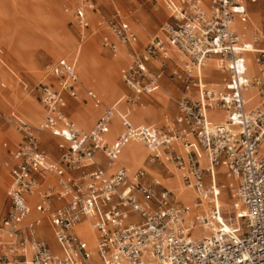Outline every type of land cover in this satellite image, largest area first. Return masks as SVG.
Here are the masks:
<instances>
[{
  "label": "built area",
  "instance_id": "1",
  "mask_svg": "<svg viewBox=\"0 0 264 264\" xmlns=\"http://www.w3.org/2000/svg\"><path fill=\"white\" fill-rule=\"evenodd\" d=\"M159 1L168 21L159 25L139 51L131 48L135 34L126 22L119 18L106 22L113 36L129 47L130 59L120 70V79L133 93L129 101L136 103L140 94L158 88L169 47L196 68L207 57L216 58L225 77L218 86H211L192 75L186 65L174 67L168 76L180 81L182 88L176 100L178 113L170 125L134 126L111 104L89 130H82L61 112L63 94L73 97L76 93L73 64L62 58L48 64L47 75L55 79L56 86L41 84L38 89L45 109L38 126L29 125L13 111L2 115L22 133L23 141L7 167L9 204L0 218V264H95L74 231L82 221H87L95 236L98 264H264V148L259 146L264 140V47L256 46L261 36L255 31L250 40H243L235 31L234 20H246L240 0H210L206 10L200 0ZM87 9L93 10V5L79 0L71 10L80 33L87 27ZM103 45L113 50L107 40ZM249 56L254 67L251 73ZM149 62L156 63L154 69L148 67ZM209 110L220 111L223 120L212 123ZM113 116L121 129L107 143L104 133ZM36 132H48L61 140L59 162L77 175L64 177L60 168L46 161ZM130 141L149 150V164L160 166L163 158L183 169L182 184L194 193L192 207L175 202L169 191L157 190L156 183H143L141 169L131 177L122 168L110 177L99 168L79 172L96 151L111 164ZM192 142L204 156L203 168ZM218 166L236 182L231 197L233 208L237 205L241 210L240 223L228 231L218 227L208 236L189 239L195 225H210L220 214L219 187L214 186L212 173ZM36 176L52 177L56 183L38 191ZM27 197L36 198V213L49 216L57 252L33 238L40 219L28 223L27 234L22 233L20 223L30 212ZM52 199L62 205L50 211Z\"/></svg>",
  "mask_w": 264,
  "mask_h": 264
},
{
  "label": "rangeland",
  "instance_id": "2",
  "mask_svg": "<svg viewBox=\"0 0 264 264\" xmlns=\"http://www.w3.org/2000/svg\"><path fill=\"white\" fill-rule=\"evenodd\" d=\"M79 0H72L70 3L66 2H59L58 6L60 8V12L65 15V19L63 21L64 28L61 29L59 24H56L59 30V33L63 32L67 35L69 39V48L65 50H61L58 57H65L69 60H73V57L77 58V73L80 79L81 86L90 87L94 93L96 94L97 98L103 103L111 101V103L116 100L120 95L126 94L125 103L126 105L133 104L131 98L133 97V93L131 89L126 87L123 82H121L119 77V69L123 64L128 62L130 59L129 51L127 50V46L121 44L118 40H114L116 46L113 47L109 53H107L104 57V53L102 52V46L100 41V36L103 32H107L106 22L111 18H119L121 21L127 22L132 29V31L136 35V39L138 38L140 41L144 40L140 43L136 48V51H139L142 46L148 41V38L151 34L155 33L159 25L163 22L168 21L167 15L162 7V5L156 0H88L89 3L93 5V8L96 12H90L87 10V16L91 22L89 28L85 32V38L83 40V44L78 49L77 44L79 43L80 39L78 38V28L72 19L71 10L74 5ZM74 4L72 6H68ZM47 5L53 6L56 8V0H0V48L2 50V56H0V83L3 84V87L0 86V143L1 141H6L4 135L10 140L11 142H16L18 140V134L10 129L4 131V135L1 133V130L10 127L11 129H15V126L12 123H7L2 115L7 114L9 111L13 110L19 117L27 122L29 125L36 127L38 126L42 114L43 109L41 108V104L38 100V89L40 87L39 82L46 83L49 80L43 78V75L48 68L46 66L50 64L56 57H53L49 53L45 51L43 37L51 39L47 34V26L49 22L55 23V18L51 13H47ZM66 9V11H64ZM41 10H43L41 12ZM162 12V15L160 12ZM261 14V18L259 20H253L251 17V22L254 24H261V21L264 19V10L263 13L259 9L256 8L253 10ZM263 15V16H262ZM156 18H154V17ZM91 17V18H90ZM160 17V18H159ZM131 18V20L129 19ZM158 18V19H157ZM100 21L101 26L100 28L96 29V25ZM140 21V22H139ZM133 22V23H132ZM53 23V24H54ZM138 23V24H134ZM144 26V27H143ZM106 28L105 30H103ZM264 28V23H263ZM96 29V30H95ZM145 29V30H144ZM93 31V32H92ZM96 32V33H95ZM146 32V34L144 33ZM95 33V34H94ZM94 36V47L93 49V42L92 37ZM138 36V37H137ZM145 37V39H144ZM72 41V42H71ZM137 45V42L134 43ZM87 46H91L89 48V61L86 64H83V55L87 54ZM127 51V58L124 50ZM63 52V53H62ZM175 52V51H174ZM178 58H176L177 60ZM121 62V66L119 65L118 69L116 70V66H114L116 61ZM177 62V61H176ZM166 70L161 76V79L165 82L172 83L178 87V91L175 93L174 88L167 83H162L161 89L151 95L150 100L160 102L163 106H167L168 101L172 103L173 106L176 104V100L179 97V91L182 87V83L180 81L171 79L168 76L169 71L174 68L178 67L180 69L183 68L181 64H174L170 60H166L165 62ZM212 68L214 69V63H211ZM33 67V71L31 68ZM36 67V68H35ZM9 70L15 80H12L6 76L8 74L6 71ZM81 72V76L79 71ZM38 73V75H37ZM213 73L217 74V78L208 79L203 78V82L205 83H218L223 78L222 73L217 70ZM86 76H85V75ZM49 77V75H47ZM122 86H120L118 83ZM115 87L118 89L117 95H115L111 99H106L111 91V88ZM11 90L16 92L19 96L20 100L19 103L21 105V109H23L26 103H31L32 105L38 106L39 113L34 121L27 120L24 118L21 113L16 110L14 107L9 106V103L6 99L8 96H12ZM78 98L82 97L84 94L81 92L78 94ZM243 95L247 96L248 93H244ZM110 103V104H111ZM66 106L68 105V101H65ZM82 106V104H80ZM108 104L104 106H108ZM135 105V104H134ZM137 105V104H136ZM154 107L158 110L157 117L150 121V124H153L156 127L162 125L165 118H172L175 114V111H169L168 108H164L161 104L154 103ZM138 106H134L131 109V116H133V112L137 111H147V109L153 112L154 116V109L152 104L149 101H145L142 108H137ZM66 108V107H65ZM102 107L98 109H93V103L89 102L86 108V113L94 114V111L98 113ZM134 112V114H135ZM71 118L74 120L76 125L82 129H87V125L85 120L82 116L78 113H73ZM75 118L78 119L76 122ZM133 118V117H132ZM114 120V119H113ZM94 123V121H93ZM92 123V124H93ZM91 124V126H92ZM90 126V127H91ZM89 127V128H90ZM13 129V130H14ZM16 130V129H15ZM112 130V131H111ZM114 127H110L107 132L108 136L111 137L114 133ZM11 134L12 137H8ZM38 132H36V135ZM38 146L40 149H43L44 152L47 153V150L42 145H48L46 142L45 134H38ZM42 145H40V142ZM55 141H58L55 139ZM0 148L2 149L1 145ZM124 148L123 150H125ZM55 156L58 157V149H55ZM123 155V151L121 154L115 159V165L125 166L128 168L129 163L124 164L120 161L121 156ZM1 157L4 158V150L2 149ZM4 161H0V175L3 177L4 184L0 187V218L3 216L5 211L8 208V201L5 197V191L8 186V177H7V168H4L3 163ZM105 167V165H103ZM155 169L157 171V175H151L150 170ZM161 168V169H159ZM171 168V167H170ZM136 169H143L147 171L149 176L157 181L163 187H166L170 191H172V199L175 202L176 199V188L182 186V181L178 182L176 186H172L171 179L167 180L165 178L170 177L169 170L164 169L163 167L157 165L156 166H149L146 161V155L143 158L141 164L137 166ZM172 169V168H171ZM168 170V171H167ZM174 170V169H173ZM180 174V173H179ZM218 174L222 175L220 181H213L216 184H226L227 180L223 176L222 172H218ZM182 176V174H180ZM218 176V175H217ZM230 180H234L230 178ZM235 181V180H234ZM205 184L207 181L205 179ZM184 186V185H183ZM218 187H222L221 185H217ZM189 191V190H188ZM224 192V191H223ZM193 196L192 201L194 199V193L190 192ZM217 205L219 201H223L224 199L221 196V192L218 193ZM232 192L230 190L225 191L226 202L223 203L222 207L227 206L225 209H222L219 205V210L221 214V218H232L234 215V209H232L233 203L235 200L231 197ZM183 203V202H182ZM183 205L188 206L187 204L183 203ZM228 205L230 206L228 209ZM228 209L231 213L225 214V210ZM240 223V219H238ZM82 224H86L83 222ZM81 225V224H80ZM195 228V230H194ZM205 233V235L203 234ZM208 230L205 229L201 225H195L192 231L189 233V239H197L201 237L207 236ZM40 235L43 237L41 228H40ZM194 235V236H193ZM49 242V241H48ZM93 261L97 262L95 256L93 255Z\"/></svg>",
  "mask_w": 264,
  "mask_h": 264
},
{
  "label": "crops",
  "instance_id": "3",
  "mask_svg": "<svg viewBox=\"0 0 264 264\" xmlns=\"http://www.w3.org/2000/svg\"><path fill=\"white\" fill-rule=\"evenodd\" d=\"M156 1V0H155ZM161 5H162V3L159 1V0H157ZM209 1L210 0H200V5H201V7L203 8V9H207L208 8V6H209ZM243 2H241L242 4H243V6H244V8H245V11H246V20L245 21H240V20H238V19H235L234 20V22H233V25H234V29H235V31L237 32V34L240 36V38L241 39H243V40H250V38H251V36H252V34L255 32V31H257L259 34H260V36H261V38H260V40L258 41V43L256 44V46H258V47H264V28H263V23H264V19L261 21V24H259L258 26H257V28H255L254 29V32L249 36V37H247L245 34H244V27L247 25V23H248V21H249V16H251L252 18H253V20H259L260 18H261V14L260 13H258V12H255V11H253L254 9H255V6H256V8L257 9H259L260 11H262V13H263V10H264V0H242ZM79 2V1H78ZM77 2V3H78ZM76 3V4H77ZM72 5H74V4H71V5H68L69 7L70 6H72ZM162 7H163V5H162ZM163 9H164V11H165V13H166V15H167V18H168V13H167V11L165 10V8L163 7ZM88 10V9H87ZM87 10L86 11H84V16H85V19H86V22H87V27L86 28H84L83 30H82V32L80 33L79 32V30H78V38L80 39L82 36H83V32H86L88 29H90L89 28V25L91 24V22H90V20H89V18H88V16H87ZM47 13H51V15H53L54 16V18H55V23L54 22H49L50 23V27H52V29L56 32V33H58L59 35H61V36H64V37H66L67 38V35L65 34V33H59V30H58V27H57V25L56 24H59L60 26H61V29H63L64 28V26L62 25L63 24V21H64V17L59 13V11H58V9H56L55 7H53V6H49V5H47ZM64 11H66L65 9H64ZM90 12H96V10L95 9H93V10H90ZM160 12V11H159ZM160 14L162 15V12H160ZM263 16V15H262ZM154 17V16H153ZM60 18V19H59ZM154 18H156V17H154ZM160 18V17H159ZM130 20H131V18H129ZM158 19V18H157ZM60 20V21H59ZM61 21H62V23H61ZM132 21V20H131ZM71 22H73V21H71ZM140 22V21H139ZM54 23V24H53ZM127 23V22H126ZM133 23V22H132ZM128 24V23H127ZM134 24H138V23H134ZM129 25V24H128ZM100 26H101V23H100V21L98 22V24L96 25V29H98V28H100ZM130 27V26H129ZM144 27V26H143ZM78 28V27H77ZM95 29V30H96ZM106 28H104L103 30H105ZM131 29V28H130ZM132 30V29H131ZM145 30V29H144ZM96 33V32H95ZM94 33V34H95ZM145 34H146V32H144ZM135 34V33H134ZM138 37V36H137ZM85 38V37H84ZM84 38H83V40H84ZM68 39V38H67ZM144 39H145V37H144ZM83 40L81 41V43H80V41H79V43H80V45H79V43L77 44V47H78V49L81 47V45L83 44ZM92 40H93V42H94V36L92 37ZM104 40H107L108 41V43L110 44V46H112V47H114V46H116V44H115V42H114V40H117L116 38H115V36H113V34L111 33V31L107 28V32L105 33V32H103L102 34H101V36H100V41H101V46H102V52L104 53V57H105V55L107 54V53H109L110 51H111V49H109L108 47H105L104 45H103V41ZM144 40H142V41H140L138 38L136 39V35H135V41L132 43V44H134V43H136L137 42V45L135 44L134 46H132L131 45V48H133L134 50H136V48L135 47H137L140 43H142ZM43 43H44V47H45V51L47 52V53H49L50 51H56V52H59V47L54 43V42H52L50 39H48V38H46V37H43ZM146 44V43H145ZM144 44V45H145ZM143 45V46H144ZM126 46V45H125ZM142 46V47H143ZM128 46H127V50H128ZM93 49H95V47H94V43H93ZM2 54V50H1V48H0V56H2L1 55ZM50 55H51V53H50ZM77 56V55H76ZM76 56L75 57H73V60H74V58H76ZM64 59L66 62H69V63H72L73 64V60L71 61V60H69V59H67V58H65V57H56V59L55 60H53L51 63H53V62H55L56 60H58V59ZM249 59H250V56H249ZM168 60H170V59H168ZM128 62H126L125 64H123V66H121V68L119 69V77H120V70L127 64ZM76 65H77V58H76V63H75V66H74V64H73V67H74V71H75V73H76V76H77V83L75 84V96H73V97H70V96H68V95H66L65 93L63 94V96H64V106L61 108V112H62V114L68 119V120H70L71 122H73V124L75 125V126H77L76 125V123L74 122V120L71 118V115L73 114V113H78V114H80L82 117H83V119L85 120V123H86V125H87V129H85V130H89L92 126H93V124L96 122V120L100 117V115L102 114V112H103V109L105 108V107H107V106H104V105H106V104H108L109 103V105H111V104H113V103H115L118 99H120L123 95H125V94H122V95H120L116 100H114L112 103H111V101H109V102H106L104 105H103V103L100 101V99H98L97 98V96H96V94L94 93V91L90 88V87H87V86H81L80 85V79H79V75H78V73H77V67H76ZM147 65H148V67L150 68V69H154V67H155V64L154 63H147ZM166 70V65L164 66V69H163V73H164V71ZM201 70H202V68H201ZM200 70V71H201ZM6 73L8 74V76H6V77H8V78H10V79H12V80H15V78L13 77V75L11 74V72L9 71V70H7L6 71ZM162 73V74H163ZM222 73V75H223V78L225 77V73L224 72H221ZM162 74L160 75V77L158 78V85L160 86V83H161V85H162V83H167V84H170L173 88H174V90H175V93L174 94H176V92L178 91V87L176 86V85H174V84H172V83H168V82H165L164 80H162L161 79V76H162ZM2 77H0V79H1ZM43 78H44V75H43ZM49 78V81L48 82H46V83H42V82H39L38 84H48V85H50V86H52V87H55L56 85H55V79L53 78V77H51V76H49L48 77ZM223 78H221V80L223 79ZM121 80V79H120ZM220 80V81H221ZM219 81V82H220ZM15 82H16V80H15ZM121 82H122V80H121ZM118 83V82H117ZM119 84V83H118ZM208 85H211V86H213L215 83H207ZM120 85V84H119ZM0 86L1 87H3V84L2 83H0ZM121 86V85H120ZM216 86V85H215ZM122 87V86H121ZM182 88V87H181ZM157 90V89H156ZM156 90H154L153 92H155ZM81 92H83V96L82 97H79L78 98V94H80ZM153 92H151V93H149V94H145V93H142V94H140L139 96V98L137 99V102L136 103H133V104H137V105H139L140 104V106H138L137 108H142L143 107V105H144V102L145 101H149L151 104H152V106H153V109H154V113H155V116L154 117H144V118H142V123H140L139 121H138V119H133L132 117L133 116H131V113H130V120H131V122H130V120L128 119V117H127V119H128V121L132 124V125H134V126H136V125H153V124H155V123H153V124H150L149 122L150 121H153L156 117H157V114H158V110L154 107V103H158V104H161V106L162 107H164V108H168V110L169 111H175V114H174V116L178 113V110H177V107H176V104H175V106H173L172 105V103L170 102V100L168 101V104H167V106H163L162 105V103H160V102H156V101H153V100H150V97H151V95H153L154 93ZM158 92V91H157ZM11 93H12V96H8V97H6V99H7V101H8V103H9V106H12V107H14L16 110H18L20 113H21V115L24 117V118H27L28 116H27V114H26V112L23 110V109H21V105H20V103H19V100H20V98H19V96L17 95V93L16 92H14V91H12L11 90ZM153 93V94H152ZM156 93V92H155ZM181 95V89H180V91H179V96ZM38 97V100H39V96H37ZM179 98V97H178ZM65 101H68V105L66 106V104H65ZM39 102H40V100H39ZM89 102H91V103H93V108H95V109H98V108H100V107H102L101 109H100V111H98V113L97 112H94V114H88V113H86L87 111H86V108H87V105H88V103ZM99 102V105H95V104H97V103ZM111 103V104H110ZM40 104H41V102H40ZM80 104H82V106L80 105ZM108 105V106H109ZM125 105H126V103H125ZM66 107V108H65ZM41 108L43 109V114H42V117H43V115H44V113H45V109H44V107H43V105L41 104ZM118 109H119V111H121V112H123V110H121L119 107H118ZM11 111H13V110H11ZM10 112V111H9ZM14 112V111H13ZM134 112H135V110H134ZM134 112H133V114H134ZM14 113H16V112H14ZM17 114V113H16ZM18 116H19V114H17ZM208 115H209V120L212 122V123H216V122H220L221 121V118H222V115H221V113L218 111V110H212V111H210V112H208ZM173 116V117H174ZM173 117L170 119H168V118H165V120L163 121V123H162V125L161 126H159L160 128H163V127H166L167 125H170V123H171V120L173 119ZM113 118H115L114 120L113 119H111L110 120V122H109V125H108V128H110V127H114V133L112 134V136L111 137H109L108 135H107V132H106V134H105V141L107 142V143H110L111 141H113L114 140V138L117 136V134L119 133V131H120V129H121V127H120V124H119V120H118V118L116 117V116H114ZM42 119V118H41ZM135 120V121H134ZM93 121H94V123H93ZM93 123V124H92ZM91 124H92V126H91ZM91 126V127H90ZM78 127V126H77ZM90 127V128H89ZM79 128V127H78ZM107 128V129H108ZM8 129H10L11 131H14V132H16L17 134H18V140L16 141V142H11L10 140H8V138L4 135V131H6V130H8ZM14 129V128H13ZM13 129H11L10 127H7V128H5V129H3V130H1V133L4 135V137H5V139H6V141L4 140V141H1V143H0V145H1V147H2V149L4 150V156H5V160H3L4 158H2L1 157V152H2V149L0 148V161H4V162H2L3 163V166H4V168H7V167H9V166H11L12 164H13V160H12V158H11V154H12V152L14 151V150H16L17 149V147L22 143V141H23V136H22V133H20V132H18L17 130H13ZM44 134H45V136H46V142H47V144L48 145H42V143L40 142V145H42L46 150H47V153L46 152H44L45 153V156H46V161L48 162V163H51V164H53V165H55V166H57L58 168H60L61 170H62V172H63V176L64 177H70V176H75V175H77L78 173H76V172H72V171H70L69 169H67V168H65L60 162H59V156H60V153H61V151H62V142H61V140H59L58 138H56V137H54V136H51L48 132H43ZM8 137H12L11 136V134H9L8 135ZM55 139H57L58 141H55ZM193 143V147H194V150H195V152H196V154H197V156L198 157H200L201 156V154L199 153V151L197 150V148H196V146H195V143L194 142H192ZM58 149V151H59V153H58V157H56L55 156V149ZM196 148V149H195ZM43 150V149H42ZM44 151V150H43ZM146 151V150H145ZM94 156H96L95 158H96V160L92 163V164H85L81 169H80V173H87V172H90V171H93L95 168H99V169H101V170H103V172L105 173V171H106V166H107V161L105 160V158L102 156V154L99 152V151H96L95 153H94ZM93 156V157H94ZM146 157H147V151H146ZM148 164V163H147ZM103 165H105V167H103ZM114 165H115V160H114ZM149 165V164H148ZM151 165V164H150ZM149 165V166H150ZM116 167H118V168H116L114 171H112L111 173H109V174H106L105 173V175L107 176V177H110L111 175H113L114 174V172L117 170V169H120V168H122V169H124L123 167H121L120 165H115ZM120 166V167H119ZM125 167V166H124ZM157 167V166H156ZM112 170L114 169V168H111ZM159 169H161V168H159ZM125 170V169H124ZM134 170V169H133ZM142 170V169H141ZM144 171V170H143ZM147 171H149V170H147ZM145 172V171H144ZM150 173H151V175H157V171L155 170V169H152L151 168V170H150ZM216 176L218 175V176H222V175H220V174H215ZM7 177H8V171H7ZM165 179H167V180H169V179H171V177H167V178H165ZM8 180H9V177H8ZM36 180L38 181V183L40 184V186H39V189H38V191H40V190H42V189H44L45 188V186L46 185H54L55 183H56V180L54 179V178H52V177H46L45 179H42V178H40V177H38V176H36ZM213 181H214V174H213ZM143 183H145V184H147V185H153V184H157L156 185V189L157 190H161V189H165L162 185H160L157 181H155L154 179H152L150 176H149V174H147L146 172H145V177H144V179H143ZM4 184V182H3V177L0 175V187L2 186ZM8 186H9V182H8ZM8 186H7V188H8ZM2 188V187H1ZM7 188H6V191H7ZM6 191H5V197H6V199H7V201H8V198H7V196H6ZM0 197H1V193H0ZM26 202H27V204H28V206H29V208L31 209V211L32 212H34L35 214H37L38 216H36L34 219H40V224L39 225H37L36 227H35V229H34V235H33V238L34 239H37V240H40V241H43L50 249H51V251H53V252H57V246H56V244H55V242H54V239H53V236H52V231H51V227H50V225H49V220H48V215L47 214H43V215H40V214H38V213H36L34 210H33V206H34V204H35V202H36V198L35 197H27L26 198ZM8 204H9V201H8ZM62 205V203L61 202H59V201H56L55 199H52L51 200V208H50V211H53V210H55V209H57L58 207H60ZM227 206H224V207H221L222 209H225ZM229 205H228V209H229ZM228 209H226L225 211V214H230L231 212L228 210ZM33 219V220H34ZM32 220V221H33ZM226 220H233L232 218H226V219H224V218H222V221L223 222H226ZM32 221H30V222H32ZM29 222V223H30ZM82 222H86V226H87V228H88V223H87V221H82ZM81 222V223H82ZM80 223V224H81ZM21 224V223H20ZM28 224V223H27ZM27 224H25V225H23V226H19L20 227V229H21V231H22V233H24V234H27V229H26V226H27ZM79 224V225H80ZM79 225H77L76 227H75V229H74V231H75V233L78 235V237L80 238V236H79V234H78V231H77V227L79 226ZM40 228H41V231H42V234H43V237L40 235ZM88 230H89V228H88ZM90 231V230H89ZM91 232V231H90ZM92 233V232H91ZM49 241V242H48ZM82 241V240H81ZM50 244V245H49ZM90 251V250H89ZM91 253V252H90ZM92 254V253H91ZM93 257V256H92ZM93 259V258H92ZM97 261V260H96ZM94 262V261H93ZM95 264H98L97 262H94Z\"/></svg>",
  "mask_w": 264,
  "mask_h": 264
},
{
  "label": "bare ground",
  "instance_id": "4",
  "mask_svg": "<svg viewBox=\"0 0 264 264\" xmlns=\"http://www.w3.org/2000/svg\"><path fill=\"white\" fill-rule=\"evenodd\" d=\"M72 0H56V9H58V11H59V13L65 18V15L64 14H62L61 12H60V8H59V6H58V3L59 2H66V3H70ZM241 2H243L242 0H240ZM43 10H41V12H42ZM91 18V17H90ZM60 19V18H59ZM251 16H249V21H248V23H247V25L244 27V34L247 36V37H249L253 32H254V29L255 28H257V24H254V23H252L251 22ZM60 21V20H59ZM61 23H62V21H61ZM63 25V24H62ZM93 32V31H92ZM47 34L49 35V37H51V39H52V42H54L58 47H59V52H56V51H50L49 52V54L51 53V55L53 56V57H58L59 56V53H60V51L61 50H65V49H67V48H69V44H71V43H69V39H67L66 37H64V36H61V35H59L58 33H56L53 29H52V27H50V23H49V25L47 26ZM85 37V32H83V36L80 38V43H81V41L83 40V38ZM72 42V41H71ZM80 43H79V45H80ZM94 42H92L91 43V45L93 44ZM132 46H134L135 44H131ZM91 46H87V51H88V53L87 54H85V55H83V64H86L88 61H89V54H90V50H89V48H90ZM123 50H124V53L126 54V58H127V51H125V49L123 48ZM175 51V52H174ZM63 53V52H62ZM168 56H169V59H170V61L171 62H173L174 64H181V65H186L187 66V68H190V71H191V74L192 75H199V77L201 78V79H203V78H208V79H214V78H217V74L216 73H213V70H214V72L215 71H217V70H219L220 71V74H221V72H222V70L221 69H219V65H218V62H217V60H216V58H214V57H207L206 59H204V61H203V64H202V66H200V67H198V68H196V67H193V66H190V62H189V60H188V58L185 56V55H183V54H181L180 52H178V51H176L174 48H172V47H169V53H168ZM176 58H178L177 60H176ZM128 61H129V59H128ZM177 61V62H176ZM73 62V64H74V66H75V63H76V58H74V60L72 61ZM211 63H214V69L212 68V65H211ZM154 64H156V63H154ZM119 65L121 66V62L120 61H116L115 62V64H114V66H116L115 68H116V70L118 69V67H119ZM248 71H249V73H251V72H253L254 71V67H253V65L251 64V62H250V59H248ZM36 68V67H35ZM201 68H202V70H201ZM31 70L33 71V67L31 68ZM201 70V71H200ZM81 70L79 71V74H80V76H81ZM37 75H38V73H37ZM85 75V74H84ZM86 76V75H85ZM45 79H48L49 80V78H48V76H47V73H46V71H45V73H44V80ZM218 86L219 84L218 83H215L213 86ZM161 89V83H160V86L158 85V88H157V90L155 91V92H157V91H159ZM250 91H252V89H250ZM155 92H153V93H155ZM117 93H118V89H116L115 87H112L111 88V91L109 92V95H108V97L106 98V99H111V98H113L115 95H117ZM152 93V94H153ZM140 96H138V98H139ZM125 98H126V94L125 95H123L120 99H118L115 103H113V104H115L116 105V107L118 108H120L121 110H123V113H125L126 114V116L128 117V119L130 120V113H131V109H132V107H134V106H140V104L139 105H134V104H130V105H125ZM95 105H99V102L97 103V104H95ZM25 107L23 108V110L26 112V114H27V120H31V121H34L35 120V118L37 117V114L39 113V109H37V107L38 106H36V105H32L31 103H26L25 105H24ZM94 110H95V108H93ZM150 111V109L148 110L147 109V111H137V112H135V114H133V119L135 118V119H138V121L140 122V123H142L143 121H142V118H144V117H154V114H153V112H149ZM210 111H212V110H209L208 112H210ZM95 112V111H94ZM220 112V111H219ZM221 113V112H220ZM207 115H208V113H207ZM221 115H222V113H221ZM81 116V115H80ZM209 116V115H208ZM114 117V116H113ZM112 119H115V118H112ZM75 120H76V122H78V119L77 118H75ZM223 120V115H222V118H221V121ZM135 121V120H134ZM130 122H131V120H130ZM109 129V128H108ZM107 129V130H108ZM107 130H106V132H107ZM112 131V130H111ZM106 132L104 133V137H105V134H106ZM44 134L43 132H38V134ZM38 134H37V137H38ZM107 134H108V132H107ZM104 140H105V138H104ZM260 149H262V148H264V140H262L261 141V143H260ZM124 148H126L125 150H123ZM194 148V147H193ZM177 149L181 152V147L178 145L177 146ZM196 149V148H195ZM147 151V156H148V154H149V150L145 147V146H143L141 143H139V142H133V141H130V142H128V143H126L123 147H122V149L120 150V152H119V154H118V156L121 154V152L123 151V155L121 156V159H120V161L121 162H123L124 164H127V163H129V166H128V168L127 167H124V166H121V167H123L124 169H125V171H126V174L128 175V177H131V175L136 171V170H138V169H136V170H133V169H135L137 166H139L140 164H141V162H142V160H143V158L145 157V155H146V151ZM117 156V157H118ZM96 156H94L91 160H88V161H84V164H89V163H92V162H94L95 160H96V158H95ZM116 157V158H117ZM161 160V162H162V165H160L161 167H163L164 169L166 168V169H168L169 170V173H168V175L170 174V177H171V184H172V186H176V184L178 183V182H181L182 180H181V175L180 174H183V169H177V168H175L172 164H170V163H167V162H165L164 161V159L163 158H161L160 159ZM146 161H147V157H146ZM198 162H199V166H200V168H203L204 167V163H205V160H204V156H203V154H201V156H200V158L198 159ZM148 163V162H147ZM149 164V163H148ZM150 165V164H149ZM150 166H157L156 164H153V165H150ZM120 167V166H119ZM172 169H171V168ZM111 168H114L113 170L111 169ZM116 168H118V167H116L115 165H114V161L111 163V164H109V165H107L106 166V171H105V173L106 174H109V173H111L112 171H114ZM174 169V170H173ZM143 170V169H142ZM167 170V171H168ZM145 171V170H144ZM146 173H147V171H145ZM218 172H222V174L224 173V169L222 168V167H220V166H218V167H216V168H213L212 169V173L214 174V181H220V180H222L221 179V176H216L215 174H217ZM180 173V174H179ZM148 174V173H147ZM224 176V175H223ZM225 177V179L227 180V183L226 184H216V183H214V186H217V185H221L222 186V188H218V193H220L221 192V196H222V198L224 199L223 201L221 200V201H219V203H218V205L220 206V207H222V205H223V203H225L226 202V197H225V191L228 189V190H230L231 192L233 191V190H235L236 189V182L234 181V180H230V178H227L226 176H224ZM205 179H206V177H204ZM167 191H169L171 194H172V191H170L169 189H167L166 187H164ZM189 190V191H188ZM224 191V192H223ZM191 192V190L190 189H187V188H185L184 186H183V184H182V186H179V188H176V192H175V195H176V199H177V201H180V203H185V204H187L188 206L187 207H192L191 206V204H192V198H193V196H192V194L190 193ZM172 196H173V194H172ZM182 203V204H183ZM233 205H234V203H233ZM186 206V205H185ZM232 209H234L233 208V206H232ZM241 212V210L238 208V206L236 205L235 206V209H234V215H233V220L231 221V220H226V222H223L222 221V218H221V214H219L216 218H215V220H214V222H212L210 225L209 224H207V225H205V226H203L205 229H207L208 230V233L210 234L211 232H213V231H215L218 227H220L222 230H224V231H228L229 229H230V227L231 226H233V225H235V224H239V221H238V214ZM36 216H38L37 214H35L34 212H32L31 211V209H30V212H29V214H28V216L21 222V224H20V227L21 226H23V225H25V224H27V223H29L30 221H32ZM83 223V222H82ZM81 223V225H79L78 227H77V231H78V234H79V236H80V239L83 241V243L85 244V246H86V248L88 249V250H90V252L92 253V255H94V248H95V236L93 235V233H91L89 230H88V228H87V226H86V224H82ZM219 226H218V225ZM194 230H195V228H194ZM77 233V232H76ZM204 235H205V233H203ZM208 234V235H209ZM207 235V236H208ZM194 236V235H193ZM50 245V244H49Z\"/></svg>",
  "mask_w": 264,
  "mask_h": 264
}]
</instances>
